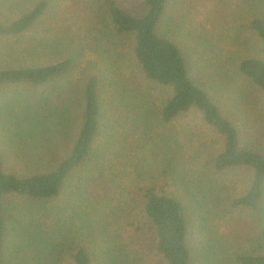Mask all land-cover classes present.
<instances>
[{
	"label": "trees",
	"instance_id": "trees-1",
	"mask_svg": "<svg viewBox=\"0 0 264 264\" xmlns=\"http://www.w3.org/2000/svg\"><path fill=\"white\" fill-rule=\"evenodd\" d=\"M245 1L257 12L247 26L250 35L240 44L241 36L234 35L237 47L233 44L231 55L217 63L218 70L225 71L221 73L234 71L245 87L239 80L221 79V73L205 81L195 76L181 48L158 34L168 0H145L140 15L109 3L111 31L122 44L113 45L104 30H96L97 46L92 49L99 55L102 51L104 76H85L75 56L46 66L0 71V89L48 86L76 69L85 77L80 90L68 82L56 94L25 101L17 96V110L9 118L13 125L1 126L9 136L1 143L8 150L0 146V264L8 233L17 240L16 254L24 255L20 264H146L152 254L163 264H264V59L252 56L257 43L264 46V0ZM50 5L49 0L36 1L18 19L0 23V38L26 34L48 14ZM129 39L132 46L124 45ZM121 46L129 49L127 54ZM126 58L133 72H123L118 85L109 84L119 94L116 109L133 112L132 135L139 132L144 139L157 134L150 150L161 144L171 168L169 157H178L194 140L201 145L195 154L201 158L202 179L196 193L187 192L186 201L178 194L159 193L153 180L142 188L137 181L128 187L113 180L111 154L117 152L110 149L111 141L106 147L99 145L101 91L108 81L105 72L111 70L107 60ZM98 65L96 70H102ZM193 113L200 118L201 131L222 142V150L209 153L203 131L194 134L184 127L174 132V124ZM244 129L254 130L251 144ZM68 145L69 154L61 155ZM8 158L14 166L6 169ZM140 160L136 155L130 161L136 163V174L142 171ZM234 170L251 172L248 188L237 195L216 179ZM77 175L76 190L65 195L61 208L54 206ZM10 200L15 208L8 206ZM192 212L200 220L196 244L189 241ZM234 221L245 228L238 237L230 229Z\"/></svg>",
	"mask_w": 264,
	"mask_h": 264
},
{
	"label": "rangeland",
	"instance_id": "rangeland-1",
	"mask_svg": "<svg viewBox=\"0 0 264 264\" xmlns=\"http://www.w3.org/2000/svg\"><path fill=\"white\" fill-rule=\"evenodd\" d=\"M36 1L39 0H2L0 3V23H9L18 19ZM49 1L51 2L50 11L29 32L17 38H0V71L25 67H41L57 63V61L69 56H75L76 58L80 57L78 71H85V76L99 72H102L104 76L105 68L100 57L102 51H100L99 55L92 49V47L97 46L96 41H94V37L98 35L96 30H104L106 38L114 40L113 45L122 44L119 39L118 41L115 40V34L111 31L113 27L109 19V3L116 2L119 6L126 8L131 14L140 15L145 0ZM256 14V10L249 5L247 6L245 0H168L166 14L162 21V27L158 29V34L176 43L190 63L195 76L205 81L209 77H216L215 74L225 72L218 70L217 63L226 55H231L230 51L237 47L232 39L234 35L239 34L241 36V40L237 41L239 44L245 36L250 35L247 26ZM106 24H108L107 27ZM48 43L51 44L50 47H48ZM123 43H127L124 45L129 46L131 44L132 46V40L130 39ZM102 44H107L106 39H104ZM255 46L257 48L256 53L252 56L264 59V46L260 43ZM121 48L127 54L129 49L123 46ZM110 62L113 65L115 64V67ZM107 63L108 70L110 68L111 70L107 71L108 73L105 72L108 81L102 85L101 91L102 120L99 145H105L106 147L111 141L110 149L117 152V154H111L113 159L112 168L116 176V178L113 177V180L128 187H130L131 182L137 181L141 188L148 185L150 180H153L152 185L158 189L159 193L178 194L186 201L189 199L187 192L196 193L198 182L202 179L198 173L201 158H198L195 154L201 148L199 141L194 140L192 144L183 149L178 157L172 156L170 158L168 156L169 160L173 162V167H167L166 159L163 157V146L160 144L150 150L151 140L153 137L157 140V134L152 132L150 133L151 136L143 137L146 140L142 139V135L139 132L134 131L132 135L130 127L134 126V124H131L133 112L130 111L128 114L124 111L122 112L120 108L116 109V99L119 94L116 92L117 89L110 87L109 82L111 81L118 85L123 72L132 73L131 62L126 58L122 61L116 59L107 60ZM97 64H100L98 66L103 71L96 70L95 65ZM118 65L122 70H118ZM130 67L132 68L130 69ZM205 70H209V72L206 73ZM75 71L68 75L67 79L58 80L40 88L29 85L23 87L7 86L0 89V146L5 149H1L3 152L8 149L1 143L7 140L9 134L3 132L1 126H3V123L10 122L9 118L13 116L12 111L17 110L16 107L14 108L17 96L22 101H25L29 96L49 95L48 93L53 92L56 94L59 88L65 86L68 82H70L69 85L73 86L75 84V87L77 85V89L79 88L78 90H80L85 77ZM228 72L226 71V73ZM220 78H225L226 81L239 80L238 84L243 87L247 85L232 70L227 75L221 73ZM11 103L13 104L10 105ZM199 119L198 114L185 115L178 120L179 123L174 124L175 129L173 130L174 132H179V130L186 127L189 131L195 132L194 134L203 131L204 139L210 144L209 153H216L222 150V142L218 138L212 137L204 130L201 131L198 126ZM12 125V122H10L7 127L9 128ZM155 128L158 130L156 125ZM246 130L244 129V131ZM253 132L254 130H248L243 133V136L246 137L247 142L250 144L253 142L251 138L254 134ZM193 139H196V137H193ZM139 145L142 146L139 147ZM99 150L101 151V149ZM131 150L133 151L132 155L126 153ZM69 152L70 147L68 145L62 148L61 155H67ZM136 155L141 158L142 171L139 174L135 173L136 163L130 162L133 159L136 160ZM154 161L156 162L155 167L152 166ZM4 163L6 169L14 166L12 158H8ZM205 172L208 174V170ZM250 173L244 170H234L217 175L216 179L232 195H237L236 193H243L248 188ZM79 180V175H77L67 192L60 198L55 199L53 205L61 208L65 195L69 193L70 196L76 190ZM182 181L184 185L181 184ZM188 203L189 201L186 202V204ZM190 204L194 206V201L191 197ZM15 205L14 200L9 201L8 206L10 208ZM64 209L66 208L62 210ZM241 216L244 217L245 221H248L249 217H247L246 213ZM189 220V241L191 244H196L199 237L198 233H200L197 226L200 220L193 212ZM240 227L242 226L235 221L232 222L230 229L232 228L236 232V234L232 233L233 236L238 237L237 233L243 234L242 229L245 228ZM233 236L230 234V237L234 238ZM6 241L2 258L3 264H20V261L24 259V255L23 253L21 255L16 254L17 240L15 238L11 239L8 233ZM163 263V260L155 254L150 255L146 260V264Z\"/></svg>",
	"mask_w": 264,
	"mask_h": 264
}]
</instances>
